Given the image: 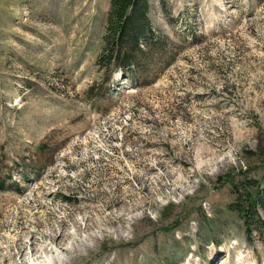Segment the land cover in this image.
Segmentation results:
<instances>
[{"label":"rangeland","instance_id":"1","mask_svg":"<svg viewBox=\"0 0 264 264\" xmlns=\"http://www.w3.org/2000/svg\"><path fill=\"white\" fill-rule=\"evenodd\" d=\"M109 2L0 0V264H264V0H150V84L95 65Z\"/></svg>","mask_w":264,"mask_h":264},{"label":"trees","instance_id":"2","mask_svg":"<svg viewBox=\"0 0 264 264\" xmlns=\"http://www.w3.org/2000/svg\"><path fill=\"white\" fill-rule=\"evenodd\" d=\"M149 1L110 0L102 36L103 47L95 61L99 70L106 69L107 81L119 72L121 78L133 83L150 84L174 60L172 44L150 23ZM40 148L43 149V145ZM6 184L0 176V192L9 191L11 186L14 190L19 188L15 182ZM243 192L244 197L230 204L229 208L243 219L249 236L252 230L261 232L264 244V221L256 211L260 204L259 194L249 189Z\"/></svg>","mask_w":264,"mask_h":264},{"label":"bare ground","instance_id":"3","mask_svg":"<svg viewBox=\"0 0 264 264\" xmlns=\"http://www.w3.org/2000/svg\"><path fill=\"white\" fill-rule=\"evenodd\" d=\"M213 262L215 263V260Z\"/></svg>","mask_w":264,"mask_h":264}]
</instances>
